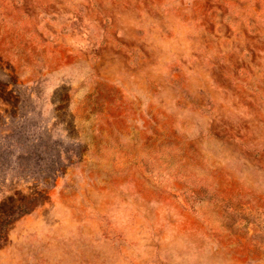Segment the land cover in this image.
<instances>
[{"label": "rangeland", "instance_id": "374dc122", "mask_svg": "<svg viewBox=\"0 0 264 264\" xmlns=\"http://www.w3.org/2000/svg\"><path fill=\"white\" fill-rule=\"evenodd\" d=\"M0 264H264V0H0Z\"/></svg>", "mask_w": 264, "mask_h": 264}]
</instances>
